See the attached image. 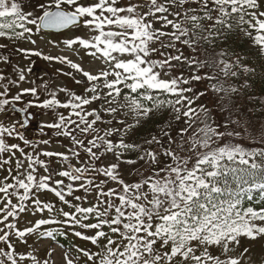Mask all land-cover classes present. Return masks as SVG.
<instances>
[{
    "label": "snow or ice",
    "instance_id": "1",
    "mask_svg": "<svg viewBox=\"0 0 264 264\" xmlns=\"http://www.w3.org/2000/svg\"><path fill=\"white\" fill-rule=\"evenodd\" d=\"M240 39L264 0H0V264H264Z\"/></svg>",
    "mask_w": 264,
    "mask_h": 264
},
{
    "label": "trees",
    "instance_id": "2",
    "mask_svg": "<svg viewBox=\"0 0 264 264\" xmlns=\"http://www.w3.org/2000/svg\"><path fill=\"white\" fill-rule=\"evenodd\" d=\"M231 49H234L235 53ZM222 50L227 51L229 57L233 59L238 54L243 58L246 66L254 69L251 73H241L235 79V85L237 87H240L242 83L247 84V92L245 93L242 89V94L238 102L251 106L253 104L252 96L256 98L264 97V56L260 55L257 49L245 43L243 39L230 41ZM232 82L231 80L229 81V83ZM254 110L259 113L264 111V107H257Z\"/></svg>",
    "mask_w": 264,
    "mask_h": 264
},
{
    "label": "rangeland",
    "instance_id": "3",
    "mask_svg": "<svg viewBox=\"0 0 264 264\" xmlns=\"http://www.w3.org/2000/svg\"><path fill=\"white\" fill-rule=\"evenodd\" d=\"M75 34H82L80 32H77ZM68 35H73V33H69ZM39 63V68L36 69L37 72L43 71L45 68L47 69V72L49 73V75L53 78V80H55L56 78V73H55V69L58 67H61L59 65H52V66H46L43 62H38ZM67 70V69H66ZM65 78L61 77V80H64ZM69 87L74 88L76 91H79V88H77L73 82L68 81ZM196 87H200L203 88V85H199ZM47 118L46 117H41L39 115L36 116V120H35V126L32 127L30 136L33 139H39V124L44 122ZM49 150H55V151H62V149L59 147V143L55 142L53 143V145L51 146V148H49ZM55 166V165H54ZM41 199L44 200H53L54 198L51 196V194L48 195H41ZM35 219V217H32L30 215L28 216H23L21 219V223H20V227H24L27 223V221L29 220H33ZM30 243L32 242L31 240L29 241ZM77 243H81L80 241H77ZM43 247H47V242L43 243V246L41 248V250H43ZM259 248V245H257V249ZM58 259H59V251L57 253Z\"/></svg>",
    "mask_w": 264,
    "mask_h": 264
}]
</instances>
